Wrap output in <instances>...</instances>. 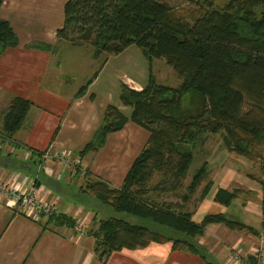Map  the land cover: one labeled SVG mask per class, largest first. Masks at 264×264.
I'll use <instances>...</instances> for the list:
<instances>
[{
    "label": "trees",
    "instance_id": "trees-1",
    "mask_svg": "<svg viewBox=\"0 0 264 264\" xmlns=\"http://www.w3.org/2000/svg\"><path fill=\"white\" fill-rule=\"evenodd\" d=\"M183 1L202 8L198 15L190 16V22L176 16L162 0H66L62 6V26L55 31L57 41L72 46L85 43L96 60L134 46L147 62L162 59L179 80L175 87L165 86L148 72L138 91L120 83L118 101L129 108L128 115L107 104L90 139L76 154L79 160L95 154L107 135L120 131L128 122L147 134L118 188L87 178L79 189L114 212L132 218L100 220L93 233L87 232L95 240L94 252L100 259L113 251L144 248L153 242L171 243L172 250L196 255L211 264L208 252L196 241L208 225H222L255 238L264 227V177L257 183L261 191L259 230L220 213L205 215L194 223L188 212L178 210L175 204L156 202L151 196L155 191L174 194L181 189L192 150L203 145L207 134H219L227 151L258 160L264 172V0H227L221 8L213 7L210 0ZM17 44L9 24L0 19V54ZM29 47L53 50L46 44ZM97 73L93 72L73 98L86 92ZM89 99H93L92 94ZM30 107L25 99L11 98L2 118L1 131L6 138L20 128ZM206 169L203 162L190 177L185 194L180 196L182 203L205 180ZM154 176L158 178L151 185ZM37 183L34 178L35 187ZM210 187L211 182L206 181L199 200ZM237 192L217 189L213 201L227 207ZM52 217L45 221L74 226L67 216ZM250 255L245 263L256 264Z\"/></svg>",
    "mask_w": 264,
    "mask_h": 264
},
{
    "label": "crops",
    "instance_id": "crops-1",
    "mask_svg": "<svg viewBox=\"0 0 264 264\" xmlns=\"http://www.w3.org/2000/svg\"><path fill=\"white\" fill-rule=\"evenodd\" d=\"M65 1L3 0L0 5V19L9 24L18 41L15 48L7 49L0 54V180L15 188L23 186L26 188L34 178H37L38 197L53 203L55 210L53 217L67 216L74 221V226H56L53 221L46 222L36 216L22 214L17 208L0 202V264H206L196 255L172 250L171 243L151 242L144 248L122 249L98 258L94 252L95 240L87 232L93 233L100 220L96 219L94 213L67 200L71 196L66 193L67 186L76 185L78 190L81 188L80 182L73 180L76 173L50 162L45 165L44 172L39 176L36 174L38 156L43 152L50 155L67 152L70 157L76 156L90 139L102 115V112L99 114L91 109L95 96L88 93V89L96 81L108 60L98 69L96 78L87 87L86 92L75 99L73 95L81 85L74 83L73 68H68L71 60H66L65 57V60L59 61L54 56V44L60 42L56 39L55 31L62 26L61 14ZM35 44L50 45L53 50L29 47ZM87 56L91 63L96 60L91 58V53ZM86 80L84 78L82 84ZM90 94L93 99H89ZM13 97L27 100L31 107L20 128L6 138L1 131L2 118ZM129 123L120 131L107 135L103 147L93 157L89 158V155L80 160V165L86 169L85 179L90 177L100 179L112 188L120 186L130 163L140 152L147 138L145 131ZM241 174L238 170L231 173L228 169L212 173L209 192L202 200H199L198 196L194 207L188 201L182 203L180 198L176 202L179 204L170 202L166 198L170 193L155 191L151 194L156 202L175 204L178 210L190 214L192 222L198 223L201 219L193 220L191 215L203 203H207L206 201H213L217 189L228 192L238 190L231 211L238 213L243 218L241 222L248 225L245 220L247 217L256 216V222L258 221L259 205H256L258 207L256 209L251 208L250 213L248 212L250 207L239 203L238 197L241 194H251L260 202L261 191L259 185L250 179L249 174L245 176ZM246 178L252 182L248 183ZM237 180L241 181L242 187L239 184L236 186ZM83 193L89 195L87 191ZM193 196L194 194H191V197ZM222 211L215 214H221ZM256 226L258 223L254 225V229ZM74 227L85 235L78 236ZM207 227L202 236L196 239L198 244L207 232L209 234L216 231L226 232L218 224ZM231 234L225 233L227 237L233 238ZM216 247L218 252L221 247L218 245ZM221 250L223 252V249ZM224 257L221 264H224L227 255Z\"/></svg>",
    "mask_w": 264,
    "mask_h": 264
},
{
    "label": "rangeland",
    "instance_id": "rangeland-1",
    "mask_svg": "<svg viewBox=\"0 0 264 264\" xmlns=\"http://www.w3.org/2000/svg\"><path fill=\"white\" fill-rule=\"evenodd\" d=\"M162 1L172 9L173 13L176 16L184 19L187 22H190L191 15H198V12L200 11V9H202V8H197L193 3L185 2L183 0H162ZM201 1L202 0H200V2ZM210 1L212 2L213 7L221 8L227 0H210ZM61 19H62V14H61ZM41 21L45 22L44 20ZM54 50H55L54 52L55 59L60 61L66 57V60L69 59L71 60V62L68 63V66H70L68 68L69 69L71 67L73 68L72 75H74L73 76L74 83L79 85H82L81 81L84 78L88 79L93 72L99 69V64L102 63L103 60L106 61L108 60L104 68L100 72L96 81L88 89V93H93L95 96V101L90 107L94 112L96 113L98 112L99 114L103 112L102 110L107 104H111L116 108H118L123 115L127 116L129 113V108L121 106L118 101L119 84L120 83L125 84L129 89H133V90L136 89L138 91L145 84L146 76L148 72H150L153 75L155 81L159 84L169 87H175L179 83L178 78L175 76L172 70L165 65L162 59L151 60L150 62H147L142 57L140 51L134 46L127 47L120 54L116 56L101 55L97 60L93 61V63L90 62L91 59H89V57L87 56V55L90 56L91 48L85 43H82L77 47H73L68 42L60 41L54 44ZM68 89L72 90V88H68ZM263 151H264V146L261 149V152ZM43 153H41L40 156ZM192 153H193V158L186 171V176L184 177V180L182 182L181 189L177 190L174 194L170 193V195L166 196V198L170 202H174V203L178 202L180 196L185 194V186H187V184L189 183L190 177L203 162L207 164L206 178L204 181H202L200 186L192 193L194 194V196L193 197H191V195L189 196L188 202L192 203L193 207L195 206L194 202H196V200L198 199L200 189L204 185L203 183H205L206 181H211L212 180L210 177L211 174L217 172L218 170L228 169V171L231 173H234L236 170H238L242 173L241 174L242 176L249 174L250 179L254 180L255 183H258V180L264 177L263 176L264 172H262V168L260 167L259 165L260 162L258 160L255 159L248 160L244 157L237 156L234 153L227 151L222 145L221 136L219 134L205 135L203 145L195 146V148L192 150ZM67 155L69 156L68 153ZM89 155H90L89 158H91L93 157L94 154L93 155L88 154L87 156ZM70 158L74 160L77 159L79 161V165L74 166V168L69 167V169L70 171L77 172V174L73 175L75 176L73 180L74 181L77 180L78 182H80L81 184L80 187H83L86 175L85 176L80 175L79 168H82L83 171H85L86 169L82 165H80V160H79L80 158H78L77 156H73ZM50 162L56 163L59 166H61L59 163L55 161H50ZM50 162H47L46 166ZM40 173L42 172L41 171L38 172L37 175L39 176ZM157 178H158L157 176H154L150 184L151 185L154 184ZM94 180L95 179L91 177L89 179L90 182ZM246 181L248 183L252 182L248 178H246ZM238 184L240 185V187H242L240 180L236 181V186ZM66 193L71 195L69 198H67L69 202L74 204H79V206L84 210L94 213L97 220H104L108 218H122V219L126 218L128 221H132V218L126 217L122 213H116L113 210H111L110 207H108L107 205L100 203L89 192H88L89 195L79 192L78 187L76 185H72L71 187L67 186ZM152 198H154L153 195ZM238 198H240L238 199L239 203H242L245 206L247 205V208L250 207L248 212L251 213L252 211L251 208H255V209L258 208L257 206L259 205V202L258 200H256V197H253L251 194H247V195L241 194ZM206 202L207 203H203L200 206V208L191 215L193 220L199 221V219H201L203 215L215 214L220 210H223L222 211L223 213L221 214L234 217L237 220L243 222V218L238 213H234L231 211V206L232 204H234V201H232L228 207L220 206L219 204H216L213 201H206ZM213 206H216V208ZM245 220L248 222V225L253 228L254 225L258 223V226H256L255 229L259 230V222H260L259 215H257V220H258L257 222H256V216L255 217L253 216V218L247 217ZM253 221L255 222L253 223ZM219 226L220 228H223L226 232L223 233L220 231H216L214 234H209L207 232L200 239L201 241L200 244L204 246L206 252L207 251L210 252L209 253L210 257H207V259L211 262V264H221L225 258L224 256L228 254V251L232 252L233 249H236L237 252L240 250L239 252L242 255L241 256L242 260H244L246 256H251L250 254H253L256 259V264H264V229L260 232L259 237L255 238L245 232L234 231L233 234H231L232 231L225 229L221 225ZM207 228H211V227H207ZM84 231L86 232L87 229H84ZM227 232L229 233V235L230 234L233 235V238L227 237V235H225V233L227 234ZM217 245L220 246L221 249H223V252L224 251L225 252L223 253L221 249L217 252L218 250L216 247ZM217 259L220 262H217L218 261Z\"/></svg>",
    "mask_w": 264,
    "mask_h": 264
},
{
    "label": "built area",
    "instance_id": "built-area-1",
    "mask_svg": "<svg viewBox=\"0 0 264 264\" xmlns=\"http://www.w3.org/2000/svg\"><path fill=\"white\" fill-rule=\"evenodd\" d=\"M55 161L64 168H74L79 165V161L76 159H69L67 152H59L57 154L50 155L48 152H44L40 158L39 163L36 166V174L38 172H44L46 170L45 165L47 162ZM83 169L79 168V174L83 175ZM37 188L31 181L27 187H13L5 182L0 181V202L5 205L17 208L22 214L36 216L42 221L54 216V205L51 202H46L38 197ZM78 236L85 235L84 232L74 227ZM242 255L236 250L228 251L224 264H246L242 260Z\"/></svg>",
    "mask_w": 264,
    "mask_h": 264
}]
</instances>
